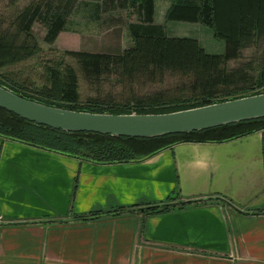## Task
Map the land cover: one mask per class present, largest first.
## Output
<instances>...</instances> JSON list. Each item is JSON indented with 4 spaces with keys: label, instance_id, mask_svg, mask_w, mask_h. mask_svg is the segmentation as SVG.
<instances>
[{
    "label": "crops",
    "instance_id": "crops-1",
    "mask_svg": "<svg viewBox=\"0 0 264 264\" xmlns=\"http://www.w3.org/2000/svg\"><path fill=\"white\" fill-rule=\"evenodd\" d=\"M170 4L154 0L152 24L164 37L223 53L208 28L166 21ZM136 8L128 0H78L57 38L80 51L88 45L81 38L117 29L110 45L129 39L128 49L130 27L142 25ZM185 202L161 213L142 209ZM93 211L103 216L76 218ZM0 264H264V130L177 143L121 164L0 138Z\"/></svg>",
    "mask_w": 264,
    "mask_h": 264
},
{
    "label": "trees",
    "instance_id": "trees-1",
    "mask_svg": "<svg viewBox=\"0 0 264 264\" xmlns=\"http://www.w3.org/2000/svg\"><path fill=\"white\" fill-rule=\"evenodd\" d=\"M140 13L142 25L130 27L132 46L119 55L66 51L87 71L119 69L125 77L154 79L165 73L188 77L187 95L171 96L162 92L151 96L131 97L127 102L89 98L79 101L77 77L70 66L46 67V84L29 90L2 74V70L24 62L40 51L31 33L36 9H24L14 19L13 32L0 30V86L51 107L98 114H162L201 107L225 100L264 93V0H171L166 21L198 23L224 44L222 54H207L193 39L166 38L152 24L154 0H128ZM66 18L55 16L45 41L53 43L63 30ZM16 23V24H15ZM262 43L258 68L250 65L225 69L227 61L237 59L242 49ZM264 130V117L218 126L201 131L155 138L113 137L90 132H64L39 125L0 108V138L59 153L95 164H121L142 161L177 143H221ZM144 206L147 213H161L177 205ZM120 207L112 212H121ZM113 213V214H114ZM117 214V213H116ZM114 214V215H116ZM99 211L77 216L78 221L102 217Z\"/></svg>",
    "mask_w": 264,
    "mask_h": 264
},
{
    "label": "rangeland",
    "instance_id": "rangeland-1",
    "mask_svg": "<svg viewBox=\"0 0 264 264\" xmlns=\"http://www.w3.org/2000/svg\"><path fill=\"white\" fill-rule=\"evenodd\" d=\"M77 1L0 0L1 31L13 32L15 30L14 19L16 15L26 8L36 9L38 14L31 26V33L40 47L39 53L35 56L2 70V74L15 79L29 90H39L46 84V67L58 66L63 69L64 66H70L74 69L77 77V91L81 104L89 98L123 103L127 102L132 96L144 97L160 92L178 97L183 96L182 92L187 95L188 77L167 72L162 76H156L154 79L135 78V80H131L125 77L119 69L114 68L102 69L98 74L94 71L85 70L75 57L67 55L65 52L70 49L63 45L64 40L62 38H57L51 44L47 43L45 41L46 31L54 17H68ZM116 30L105 33L104 37L81 38V41H87L88 45L82 46L80 51L109 52L110 55L121 54L124 49L130 46V40L126 39L119 47L111 46L110 44L115 40L114 32ZM108 44L110 47L107 46ZM262 49V43L242 49L237 59L226 62L225 69L244 67L249 64L250 73L253 74L258 68Z\"/></svg>",
    "mask_w": 264,
    "mask_h": 264
},
{
    "label": "water",
    "instance_id": "water-1",
    "mask_svg": "<svg viewBox=\"0 0 264 264\" xmlns=\"http://www.w3.org/2000/svg\"><path fill=\"white\" fill-rule=\"evenodd\" d=\"M0 108L64 132L155 138L201 131L264 117V93L162 114H98L47 106L0 86Z\"/></svg>",
    "mask_w": 264,
    "mask_h": 264
}]
</instances>
